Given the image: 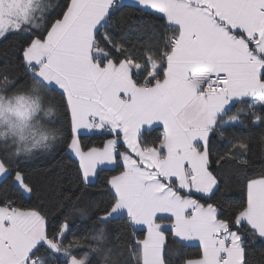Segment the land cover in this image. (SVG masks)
I'll use <instances>...</instances> for the list:
<instances>
[{
	"label": "snow or ice",
	"instance_id": "obj_1",
	"mask_svg": "<svg viewBox=\"0 0 264 264\" xmlns=\"http://www.w3.org/2000/svg\"><path fill=\"white\" fill-rule=\"evenodd\" d=\"M123 8L159 22L145 44L129 42ZM9 35L25 37L28 80L0 77V264H170L166 233L200 249L180 264H248L247 238L264 240V170L240 168L239 203L217 200V172L248 164L245 120L264 129V0H0V39ZM61 111L67 137L50 126ZM93 130L110 136L102 147L82 143ZM57 141L84 187L102 166L120 169L86 248L67 217L20 204L36 191L22 161ZM121 220L126 236L107 244L104 226Z\"/></svg>",
	"mask_w": 264,
	"mask_h": 264
},
{
	"label": "trees",
	"instance_id": "obj_2",
	"mask_svg": "<svg viewBox=\"0 0 264 264\" xmlns=\"http://www.w3.org/2000/svg\"><path fill=\"white\" fill-rule=\"evenodd\" d=\"M49 2L55 5L62 0H49ZM119 15L127 17L123 31L132 30L128 37L132 44H145L150 36V25L159 24L158 21L131 8H123ZM137 30H139V34H137ZM24 41L25 37L16 35L0 39V77L7 74L10 79L28 80L21 53V50L26 46ZM52 97L54 104L63 103L58 94L53 93ZM244 124L245 127L238 131L247 138L249 150L244 159L248 161V164L241 166L236 161H222L221 170L217 172L219 191L216 195L217 200L221 202L239 203L246 197L245 184L239 171L241 167L247 168L250 175L264 170V141L261 140V137L264 136V129L251 127L246 120ZM50 126L62 130L67 137L70 135V115L64 111L59 112L53 117ZM160 131L158 129L156 132H146L143 138L148 141L155 140ZM108 138L106 134H94L82 136L81 141L89 147H102ZM230 138L231 131L229 130L225 132V138L218 141L217 146L221 152L228 149ZM22 165L24 170L30 174L36 191L30 197H21L20 204L52 210L54 222L62 221L67 217L76 237L87 238L84 248L89 243L94 244L92 237L98 234L100 227L95 218L96 212L104 207L109 198L106 181L112 175L118 174L120 169L112 168L99 171L96 180L84 187L75 178L78 161L70 154L66 144L59 141L54 142L50 149L35 150L30 158L22 161ZM69 175L73 177L72 181H69ZM69 196L71 199L67 198ZM77 197L79 198L77 199ZM197 198L200 199V196ZM58 203L62 205L59 208L56 207ZM104 229L107 244H114L118 233L123 239L129 230L126 220L104 226ZM199 251V247L186 248L179 241L173 240L169 233L167 234L165 255L170 264H180L182 257L195 256ZM245 251V259L248 264H264V240L248 237ZM94 262L95 264H104L103 258L99 255L94 257Z\"/></svg>",
	"mask_w": 264,
	"mask_h": 264
},
{
	"label": "crops",
	"instance_id": "obj_3",
	"mask_svg": "<svg viewBox=\"0 0 264 264\" xmlns=\"http://www.w3.org/2000/svg\"><path fill=\"white\" fill-rule=\"evenodd\" d=\"M123 2L124 3H130L131 2V0H123ZM94 134H106V132L104 131V130H93L92 132H88V133H85V134H83L82 136H91V135H94ZM107 135V134H106ZM81 136V137H82ZM108 136V135H107ZM80 137V138H81ZM109 138H110V136H108ZM108 138V139H109ZM73 157H74V155L73 154H71ZM75 158V157H74ZM77 161H78V158H75ZM104 169H112L113 167L112 166H102ZM98 172H99V169H98ZM96 178L97 177H95V178H93V181L92 182H94L95 180H96ZM91 182V183H92ZM198 196H200L199 194H197V195H195L193 198L194 199H198L197 197ZM167 234L168 233H166V237H167ZM166 243H167V241H166ZM181 243V242H180Z\"/></svg>",
	"mask_w": 264,
	"mask_h": 264
},
{
	"label": "built area",
	"instance_id": "obj_4",
	"mask_svg": "<svg viewBox=\"0 0 264 264\" xmlns=\"http://www.w3.org/2000/svg\"><path fill=\"white\" fill-rule=\"evenodd\" d=\"M137 235H140L139 233H137Z\"/></svg>",
	"mask_w": 264,
	"mask_h": 264
}]
</instances>
